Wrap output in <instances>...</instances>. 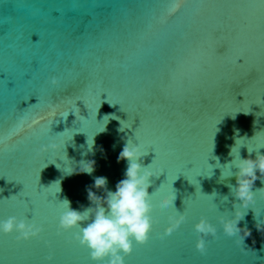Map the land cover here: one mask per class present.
<instances>
[{"label": "water", "instance_id": "water-1", "mask_svg": "<svg viewBox=\"0 0 264 264\" xmlns=\"http://www.w3.org/2000/svg\"><path fill=\"white\" fill-rule=\"evenodd\" d=\"M177 3L0 0V219H23L27 200L42 226L29 239L0 234V264H96L79 228H59L62 201L87 207L95 176L114 191L128 139L153 176L152 226L126 264H264L255 227L264 181L244 209L231 187L238 169L228 166L264 154V0H183L173 11ZM81 159L96 160L92 175L70 172ZM236 206L252 231L245 244L221 224ZM178 212L185 219L165 235ZM201 217L217 229L203 252Z\"/></svg>", "mask_w": 264, "mask_h": 264}, {"label": "clouds", "instance_id": "clouds-1", "mask_svg": "<svg viewBox=\"0 0 264 264\" xmlns=\"http://www.w3.org/2000/svg\"><path fill=\"white\" fill-rule=\"evenodd\" d=\"M182 2L183 0H178L177 6ZM52 83H58L56 78L52 79ZM124 128L128 127L123 126L120 130L123 131ZM88 145V150L94 151L93 139L91 142L88 140ZM52 147L56 146L52 145ZM101 151H103L102 147ZM252 151L249 149L250 154ZM145 155L146 151L139 143L128 139L117 157L118 161L126 160L128 166L124 178L116 183L114 191L108 188L106 176H95L94 183L87 186V199L90 202L87 207L82 206V209L78 210L72 208L71 201L67 198L62 201L65 210L60 215L59 228L65 231L79 228L75 238L89 250V256L96 264H126L125 258L132 252L134 243H143L148 236L152 226L150 211L152 194H149L148 189L151 183L149 178L153 176V173L150 165L142 166L139 162ZM77 164L78 166H72L71 173L92 175L96 170L95 159H81ZM233 164L238 169L235 173L236 184L231 186L233 195L246 209L249 204L255 203L257 192L252 190L255 181L257 179L264 181V154L257 152L255 159L251 158V155L248 158L238 155L228 166L231 168ZM257 170H259V176ZM231 175L232 172L229 176ZM99 190H102V194ZM258 191L264 193V187L259 188ZM175 199L174 191L161 195L158 204L167 208L173 205ZM233 203L235 204V201ZM255 213L260 217L255 227L264 234V216H260L256 210ZM244 215L245 212L242 211L241 206H236L234 215L221 217L224 232L229 236H239L243 244L245 239L252 235L247 225L240 226ZM184 219L182 212H178L175 217H170L164 234H171ZM194 227L199 234L196 248L203 252L206 245L205 237L210 234L215 235L216 226L206 217H201ZM14 231L19 233L17 239H29L37 236L42 231V226L29 222L27 218L20 219L16 216L0 219V234H10Z\"/></svg>", "mask_w": 264, "mask_h": 264}, {"label": "snow or ice", "instance_id": "snow-or-ice-1", "mask_svg": "<svg viewBox=\"0 0 264 264\" xmlns=\"http://www.w3.org/2000/svg\"><path fill=\"white\" fill-rule=\"evenodd\" d=\"M180 7V5L179 6H177V4H173L172 5V9H173V11H175L177 8H179ZM252 150H254V149H252ZM31 204L30 203H28L27 202V200H26V210H25V212H24V218H27L28 220H29V222H34V223H36V220L34 219V216H35V213H34V210H33V208H32V205L30 206ZM29 213L31 214L30 216H29Z\"/></svg>", "mask_w": 264, "mask_h": 264}]
</instances>
